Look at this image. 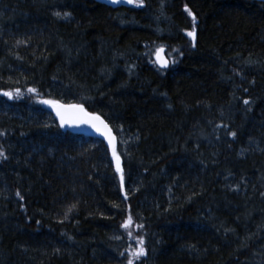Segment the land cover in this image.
Returning <instances> with one entry per match:
<instances>
[{"label": "trees", "instance_id": "1", "mask_svg": "<svg viewBox=\"0 0 264 264\" xmlns=\"http://www.w3.org/2000/svg\"><path fill=\"white\" fill-rule=\"evenodd\" d=\"M6 91L0 264H128L134 237V264H264V3L0 0ZM42 101L107 122L123 188Z\"/></svg>", "mask_w": 264, "mask_h": 264}, {"label": "snow or ice", "instance_id": "2", "mask_svg": "<svg viewBox=\"0 0 264 264\" xmlns=\"http://www.w3.org/2000/svg\"><path fill=\"white\" fill-rule=\"evenodd\" d=\"M111 3H117L119 0H109ZM125 2L129 4H133L136 7H142L143 6V0H125ZM185 12L188 13L189 16H192L193 22H195V16L192 14V12L185 6L184 9ZM56 16H60V13H55ZM70 15L69 13H64V16L67 17ZM187 35L192 38L193 40V47L195 46V27H193V30L190 32H187ZM163 51V49H157V59L156 63L160 64L161 67H167V61L161 59L160 53ZM29 92H35V89H28ZM4 96H7L9 99L13 98L12 92H3L0 93ZM16 94H19V90H16ZM43 103L50 104L54 108H56V114L60 119V126L64 127L66 124H87L94 128L97 132H99L101 135L105 136V138L108 141L109 146L112 149V155L113 159L115 161V170L120 175V181H121V188H123L124 184V175H123V169L121 168L120 163V157L117 155L116 148H115V137L111 134V129H109L108 125L104 123L100 119L99 116H96L94 114L88 113L84 110L83 106L80 105H69L67 108H63V106L56 105L52 101H42ZM249 101L245 100L244 104H248ZM63 109V110H61ZM0 135H3L2 132H0ZM231 135L234 137L236 133H231ZM0 158L7 159V156L5 155L3 150H0ZM17 195L19 196L20 193L18 192ZM125 199H127V196H125ZM115 206V205H114ZM71 211V209L69 210ZM67 215V213H66ZM132 223V216L129 215L128 218L125 220V222L121 225L125 229L129 227V225ZM138 227H143L142 225H138ZM144 239L140 238L138 241V246L130 253V258L128 259V264H134V260H140L141 257H144L146 255L145 247H144ZM123 255V253H121Z\"/></svg>", "mask_w": 264, "mask_h": 264}, {"label": "water", "instance_id": "3", "mask_svg": "<svg viewBox=\"0 0 264 264\" xmlns=\"http://www.w3.org/2000/svg\"><path fill=\"white\" fill-rule=\"evenodd\" d=\"M96 1L102 3L103 5H105V6L109 7V8H112V9H117V8H122V7H128V6H130V4L127 3V2H125V0H119V2H117V3H111V2H109V0H96ZM251 1L259 2V3H264V0H251ZM161 49H163V51L160 53V57H161V59L167 61V67H161L160 64L156 63V59H157L156 53L157 52L155 53L154 59H155L156 66L160 70H166V69H168V67H169L170 64H169V62H168V60H167V58L165 56V49L164 48H161ZM56 105L63 106V108H67L69 106V105H63V104H59V103L56 104ZM50 108H51L52 113L56 117V119L58 121V124L60 125V119H59V117L56 114V108H54L52 105H50ZM61 110H63V109H61ZM86 112H88V111H86ZM96 116H98V115H96ZM100 119L102 121H104L105 124H107V122L104 119H102L101 117H100ZM108 127H109V129H111V127L109 125H108ZM61 129L64 132H70V133H73L75 135L82 136L84 138L99 140V141L103 142L104 145L107 147V149L112 153V149L109 146L108 141L105 138V136L101 135L94 128H92L91 126H89L87 124H76V123L66 124L64 127H61ZM111 134L115 137L112 129H111ZM114 144H115V148H117V140H116V138H115ZM113 165L115 167V161H114V159H113Z\"/></svg>", "mask_w": 264, "mask_h": 264}, {"label": "rangeland", "instance_id": "4", "mask_svg": "<svg viewBox=\"0 0 264 264\" xmlns=\"http://www.w3.org/2000/svg\"><path fill=\"white\" fill-rule=\"evenodd\" d=\"M130 6H134V5H133V4H130ZM167 60H168V58H167ZM168 62H169V60H168ZM169 63H170V62H169ZM45 105H48V106L50 107L49 104H46V103H45ZM133 240H134V242H135V246L137 247V246H138V241H137V239L134 237ZM136 247H134V249H135ZM134 249L132 248L131 252H132ZM131 252H130V253H131ZM130 253L128 254V259L130 258ZM135 261H136V260H134V263H135Z\"/></svg>", "mask_w": 264, "mask_h": 264}]
</instances>
